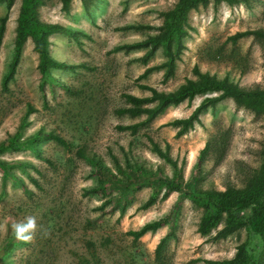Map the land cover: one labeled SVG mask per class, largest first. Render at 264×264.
<instances>
[{
  "label": "rangeland",
  "instance_id": "obj_1",
  "mask_svg": "<svg viewBox=\"0 0 264 264\" xmlns=\"http://www.w3.org/2000/svg\"><path fill=\"white\" fill-rule=\"evenodd\" d=\"M176 2L91 0L84 5L82 0H72L65 12L60 0H45L37 10L39 20L73 31L49 37L50 56L68 68L51 69L54 82L41 86L38 55L28 38L7 89L2 78L13 57L21 0L8 10L0 2V17L8 13L0 45V142L17 133L22 141L41 131L65 143L45 139L0 155L5 161L25 163L23 168L12 169L14 178L4 177L0 170V264H82L86 259H99L101 264H209L231 260L243 243L247 253L264 264V241L245 228L213 241L224 225L221 222L208 235H200L204 209L185 191L163 197L165 188L149 181L118 205L119 192L102 183L94 168L77 156L80 149L97 155L122 179L129 177L128 164L173 178V168L159 155L167 153L177 162L185 187L209 142L211 149L197 168L196 184L201 190L221 192L228 187L244 188L260 169L264 115L231 99L203 112L200 122L181 136L166 125L189 117L204 96L167 108L134 134L120 129L145 120L143 115L130 118L117 113L128 107L125 95L149 96L140 85L172 91L185 79L194 78L195 66L220 78L228 76L242 88L264 89L262 46L251 36L235 45L227 41L237 32L264 29V0L217 6L210 0L206 7L190 12L189 35L168 80L163 78V69L142 77L148 68L164 62L161 50L147 63L140 60L143 50L113 51L157 33L162 14ZM138 25L151 29H123ZM29 108L33 112L26 115ZM91 188L97 191L87 193ZM151 195L156 196L155 203L142 210ZM29 216L36 218L37 229L34 239L26 243L16 239L12 225ZM162 219L164 226L154 233L138 240L128 235ZM165 236L166 246L157 259L156 247Z\"/></svg>",
  "mask_w": 264,
  "mask_h": 264
},
{
  "label": "trees",
  "instance_id": "obj_2",
  "mask_svg": "<svg viewBox=\"0 0 264 264\" xmlns=\"http://www.w3.org/2000/svg\"><path fill=\"white\" fill-rule=\"evenodd\" d=\"M15 0H0L6 3L7 10L11 7ZM72 0H60L62 9L68 12ZM91 0H82L84 5ZM252 0H213L215 6L222 2L228 5L243 3L249 5ZM210 0H177L174 7L162 14L163 23L155 34H149L144 39L132 44H124L113 49L114 52L124 51L130 52L135 50H143L144 55L140 58L143 63H147L156 53L161 50L164 57V62L158 67L148 68L142 77L148 75L156 69H163L164 80L170 79L175 71V64L179 60L182 51L184 50L183 40L189 35V14L192 11L198 10L200 7H206ZM45 5V0H21V6L17 19L16 38L14 44L13 57L7 67L2 78V86L7 89L8 83L13 79L18 67L22 54L23 45L28 38L32 40L33 49L38 55V70L41 75L43 86L46 82H54V78L50 74L51 69H66L68 66L62 62L56 61L49 54V37L54 33L64 32L67 34L73 33L71 29H66L58 25L47 24L39 20L37 10L40 6ZM8 19V13L0 17V45L5 32V24ZM123 29H151L150 26H127ZM251 36L256 40L264 50V29L247 30L237 32L228 37L227 41L232 45L245 37ZM193 79H185L176 89L168 92L158 91L145 85L139 87L143 90H148L150 95L147 97H135L125 95L128 107L117 111L119 115H127L130 118L145 116V120L139 124L120 127L121 130H129L131 133H136L138 128L151 123L157 116L162 114L169 107H176L181 103L187 102L190 104L196 97L204 96L199 105L194 109L191 115L184 119H177L168 123L166 126L177 129V136L184 135L191 130L196 123L200 122V115L208 109H214L220 102L231 99L238 106L243 107L257 115H264V89L260 87L245 89L233 82L228 76L223 78L209 72H202L198 67L192 70ZM33 112L29 108L26 115ZM45 139H53L60 144H65L64 141L52 134H44L41 131L33 133L25 140H20V134L17 133L7 140L0 142V155L3 153L19 151L25 146L37 144ZM211 143H207L199 154L198 163L195 167L189 182L183 186L182 176L178 172L177 162L173 160L167 153L159 155L164 161L169 164L174 170V177L168 178L159 175L158 173H145L143 166L139 168L137 164L129 165V177L122 179L108 169L103 160L97 155L87 153L84 149L77 152L80 159L85 160L93 168L98 179L107 184L111 189L117 190V204H125L129 197L136 189L143 185L150 184L159 185L165 188L163 197H167L171 192L185 191L187 195L196 198L197 204L201 205L204 213L200 219L198 232L200 235H208L212 229L217 227L221 222L223 227L216 232L213 241L223 240L230 235L236 233L242 228L249 230L254 235L259 236L264 241V147L262 149V163L260 169L251 176L244 188L235 189L228 187L226 191H216L214 189L201 190L197 186V178L201 168L202 160L209 153ZM23 168L25 163L17 161H5L0 159V170L4 177L14 178L12 169ZM117 171L121 172V166L115 160ZM197 173V174H196ZM197 175V176H196ZM97 188L87 190V193L96 192ZM200 195V196H198ZM156 201V196L151 197L141 206L142 210L147 209ZM124 212V207L120 209V213ZM242 213V216H240ZM225 215V216H224ZM166 220L153 221L143 225L139 230L130 231L128 235L134 240H138L146 233H154L162 226ZM168 236H165L158 243L155 254L156 258L160 259L162 251L166 246ZM209 264H263L260 261L253 259L247 253L246 244H241L237 247V252L231 260L220 262H207ZM82 264H101L99 259L84 260Z\"/></svg>",
  "mask_w": 264,
  "mask_h": 264
},
{
  "label": "clouds",
  "instance_id": "obj_3",
  "mask_svg": "<svg viewBox=\"0 0 264 264\" xmlns=\"http://www.w3.org/2000/svg\"><path fill=\"white\" fill-rule=\"evenodd\" d=\"M12 229L16 239L26 243L31 242L37 229L36 218L29 216L25 222L13 224Z\"/></svg>",
  "mask_w": 264,
  "mask_h": 264
}]
</instances>
